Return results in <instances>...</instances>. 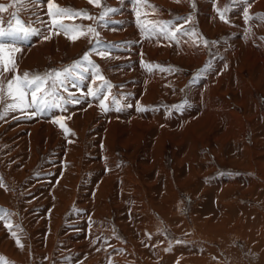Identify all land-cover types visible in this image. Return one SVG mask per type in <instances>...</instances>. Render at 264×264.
<instances>
[{
    "label": "rangeland",
    "instance_id": "rangeland-1",
    "mask_svg": "<svg viewBox=\"0 0 264 264\" xmlns=\"http://www.w3.org/2000/svg\"><path fill=\"white\" fill-rule=\"evenodd\" d=\"M54 3L102 11L88 0ZM106 3L119 9L106 23L63 22L99 31L109 54L91 59L118 86L109 110L92 99L0 119V209L10 214L0 220V264H264V21L244 19L264 17V0H144L146 28L182 25L208 46L149 37L131 0ZM0 4L14 5L0 19L17 11L39 33L2 41L22 46L21 74L62 69L95 43L93 34L50 33L46 3Z\"/></svg>",
    "mask_w": 264,
    "mask_h": 264
},
{
    "label": "snow or ice",
    "instance_id": "snow-or-ice-1",
    "mask_svg": "<svg viewBox=\"0 0 264 264\" xmlns=\"http://www.w3.org/2000/svg\"><path fill=\"white\" fill-rule=\"evenodd\" d=\"M90 4L97 7H102L99 18L91 16L86 10L73 11L70 8L61 7L54 3V0H16V3L20 4L21 7L28 4H47V15L50 20L49 32L55 31V34L59 35L63 32L68 35L70 39H78L79 36H71L70 33L78 32L80 35L87 36L93 34L96 39L93 46L85 52V54L74 61L71 65L65 66L62 69H52L43 74L36 73L30 75L29 72L25 71L22 74L19 73V69L15 60V54L21 52V47L15 43L5 44L4 41L7 38H11L13 41L16 40H27L33 35H38V31L30 26L19 17L18 12L14 11L11 14V18L7 21L0 19V77L6 79V87L4 80H0V103H4V109L0 111V119H4L9 112L19 111L24 114L27 118H34L37 115L45 114L48 110H59L66 112L68 105H76L84 100H97L98 106L102 112L109 110V106L106 103L109 100V93L114 86L111 84L105 76L102 74L99 66L93 62L91 55L95 53L101 58L106 57L109 53L107 50H102L100 45L102 41L99 39V31L93 27L84 28L81 25L65 24V19H72L76 17H82L89 20H97V22H107V18L119 9L112 8L107 5L106 0L101 3V0H88ZM136 5L134 9L137 17V23L142 32H147L149 37L153 34H159L165 39L179 42L181 36H191L198 40H202L205 46H208V41L199 36L196 32L186 31L182 28V25L173 26L169 22H156L151 24L150 27H145L144 23L141 22V11L140 8L144 6V0H131ZM179 2V0H177ZM9 7H14L13 4L3 5L0 4V13L7 10ZM147 7L155 8V5L148 4ZM231 7V0L228 8ZM226 8L224 11H227ZM224 11L218 10V15L221 20H224ZM188 18H185L187 20ZM245 21L250 19L253 22L264 21V17L254 16L250 17L247 11L244 12ZM7 27H4V24ZM41 23H45L41 21ZM104 27V24L100 25ZM43 39H51V35H45ZM196 42L195 40L193 41ZM92 43V41H90ZM215 43V42H213ZM144 67L148 71H152V66L145 64ZM159 67V66H157ZM163 71L164 69H160ZM12 73V78L7 79V74ZM91 77V79H89ZM96 81L101 83L93 87ZM73 89L77 91H73ZM10 98L11 102H8ZM112 103H116V99L112 100ZM116 110H119L117 108ZM138 111H145L144 108H138ZM71 117L68 116L67 119ZM63 117H57L53 119V123L58 124L67 135L70 133V129L62 123ZM2 183V181H0ZM7 213L6 209H0V220H4ZM10 228V225H5ZM15 236V233H12ZM19 245V240H17Z\"/></svg>",
    "mask_w": 264,
    "mask_h": 264
},
{
    "label": "bare ground",
    "instance_id": "bare-ground-1",
    "mask_svg": "<svg viewBox=\"0 0 264 264\" xmlns=\"http://www.w3.org/2000/svg\"><path fill=\"white\" fill-rule=\"evenodd\" d=\"M76 33H78V32H75V35H76ZM45 35H46V33L43 34V36H45ZM41 41H42V42H45V40H41ZM69 41H70V40H69ZM42 42H39V44L42 43ZM50 42H51V40H50L49 42H47V43H50ZM47 43H44V44H47ZM39 44H38V45H39ZM42 44H43V43H42ZM42 44H41V45H42ZM38 45H37V46H38ZM48 45H49V44H48ZM48 45H46V46H48ZM42 47L45 48L44 45H42ZM21 48H22V46H21ZM38 48H39V47H38ZM34 49H35V48H34ZM41 49H42V48H41ZM23 51H24V50H23ZM34 51H35V50H34ZM34 51H33V52H30L31 54H29L27 60H32V59L34 60V58L37 57V54H38L37 52H38V51H35V52H34ZM18 53H19V52H18ZM41 53H42V52H41ZM22 54H23V53H22ZM41 55H42V54H41ZM15 56H16V54H15ZM39 57H40V56H39ZM38 60H39V59H38ZM26 63H27V62H26ZM153 92H154V91H153ZM148 93H149V92H148ZM150 94H151V92H150ZM86 105H87V104H86ZM111 123H112V122H111ZM162 129H163V127H162ZM158 140H159V139H158ZM105 141H106V140H105ZM75 153H76V152H75ZM113 171H114V170H113ZM113 171H112V173H111L112 175L117 174L116 172H113ZM109 175H110V174H109ZM112 175H111V176H112ZM115 176H116V175H115ZM122 184H123V183H122ZM123 187H125L124 184H123ZM122 189H123V188H122ZM123 190H124V189H123ZM125 190H126V187H125ZM128 190H129V188H128ZM251 219H252V218H251ZM254 219H255V218H254ZM255 221H256V220H255ZM260 221H262V220L260 219ZM263 221H264V220H263ZM236 224H237V223H236ZM89 226H91V225H89ZM213 228H215V227H213ZM91 229H92V228H91ZM90 233H91V232H90ZM96 234H97V233H96ZM261 234H262V233H261ZM189 245H190V244H189ZM195 249H196V248H195ZM202 257H203V256H202Z\"/></svg>",
    "mask_w": 264,
    "mask_h": 264
}]
</instances>
